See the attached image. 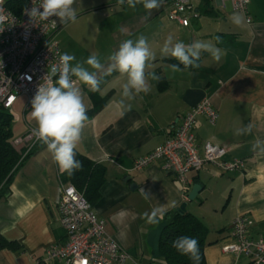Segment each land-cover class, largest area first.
Segmentation results:
<instances>
[{
	"label": "crops",
	"instance_id": "0c3cea01",
	"mask_svg": "<svg viewBox=\"0 0 264 264\" xmlns=\"http://www.w3.org/2000/svg\"><path fill=\"white\" fill-rule=\"evenodd\" d=\"M169 1L161 0L159 8L148 11L142 4L131 8L126 3L118 5L117 0H76V21L64 24L56 34L62 54L76 57L73 63L91 54L106 63L122 41L143 35L155 54L146 71L162 77L150 81L148 94L125 100L123 106L119 102L125 77L116 72L104 77L97 95L105 103L94 112L90 90L80 84L89 104L90 124L76 152L106 169L92 209L104 221L106 233L129 254L126 264H164L157 249L163 214L184 202L186 210L207 227L206 264H252L249 257L225 253L221 247L231 241L230 225L238 215L253 220V235L264 236V156L252 150L257 138L264 139V0H250V21L239 14V25L231 19L236 12L228 1L190 0L198 16L188 11L186 27L168 18ZM169 35L186 44L212 42L222 50L221 58L217 61L202 52L198 68L173 73L170 65L178 61L160 52ZM204 99L217 110L218 118L210 125L203 115L197 117L193 127L196 145L200 148L210 140L224 146L226 159L244 160L242 170L222 172L206 164L191 171L190 184L183 187L173 174L161 169V161L132 168L136 158L172 134L179 115ZM23 104L20 97L13 106L20 110L18 121L12 124L13 138L35 127L31 107L24 111ZM249 124L253 125L251 134H235ZM62 175L42 143L23 159L8 196L0 202V235L16 242L19 250H0V264H43L40 259L45 249L63 242L55 203L62 187L69 185ZM194 184L201 188L188 200ZM140 188L151 196L145 199ZM154 208L161 214L153 223L144 214Z\"/></svg>",
	"mask_w": 264,
	"mask_h": 264
},
{
	"label": "built area",
	"instance_id": "2783aa9c",
	"mask_svg": "<svg viewBox=\"0 0 264 264\" xmlns=\"http://www.w3.org/2000/svg\"><path fill=\"white\" fill-rule=\"evenodd\" d=\"M231 9L250 21L248 6L250 0H226ZM0 0V108L11 114L12 121H18L13 114V106L18 98H24L23 110L31 107L38 85L51 66L58 64L62 54L56 39L63 27L56 17L49 20L36 18L32 22L26 11L37 6L40 0H26L19 15L10 12ZM198 13L190 0H170L168 18L188 26ZM54 20L55 23L53 22ZM55 80V78H53ZM203 115L210 125H214L218 112L208 99L194 104L187 112L177 117L172 134L159 146L134 160L132 168L139 170L155 161H161V169L171 173L183 187L190 184L189 173L206 164L216 166L222 172L240 171L244 168L241 158L226 159L227 149L210 140L199 148L195 143L193 127L198 116ZM33 128L12 140V145L23 160L41 142L32 133ZM59 224L64 231V240L51 244L43 253V264H126L129 254L105 231V223L93 212L82 193L73 185L62 187L57 198ZM251 218L238 215L230 225V242L222 246V251L234 255H244L252 264H264V236L253 235Z\"/></svg>",
	"mask_w": 264,
	"mask_h": 264
},
{
	"label": "clouds",
	"instance_id": "9594fccd",
	"mask_svg": "<svg viewBox=\"0 0 264 264\" xmlns=\"http://www.w3.org/2000/svg\"><path fill=\"white\" fill-rule=\"evenodd\" d=\"M118 5L135 8L138 4L151 11L160 7L161 0H117ZM76 0H40L37 6L30 7L26 14L35 23L36 18L49 20L58 18L61 24L74 23L77 10ZM234 24L239 25L242 17L234 13L231 17ZM56 20L53 22L55 23ZM3 31V29H0ZM217 43L220 37L215 38ZM161 55L172 57L179 64L170 65L173 73L188 68H198L202 52L209 53L217 61L221 58L222 50L209 41L195 40L192 43L174 40L167 36L161 49ZM155 59L147 38L143 35L136 40L126 39L119 44L102 63L96 54H91L83 62H75L76 57L63 53L59 62L51 66L31 99L30 116L35 123L33 135L50 153L52 160L58 165L61 173L71 176L82 169V164L76 157L77 145L84 139V130L90 124L85 94L80 87L83 84L91 92H100L103 78L116 72L125 77L121 86L120 104L125 100L135 99L140 94L151 91L150 81H160L161 76L148 73L149 62ZM87 65V67L85 66ZM179 65H183L181 68ZM55 78V80H53ZM253 125L236 129V135L251 134ZM252 150L259 156H264V139L257 138ZM141 195L147 199L151 194L140 188ZM160 209L154 208L151 214L145 213L149 222H157ZM172 247L181 255L188 256L193 264H199L200 249L197 239L181 236L172 242Z\"/></svg>",
	"mask_w": 264,
	"mask_h": 264
},
{
	"label": "trees",
	"instance_id": "16d2710c",
	"mask_svg": "<svg viewBox=\"0 0 264 264\" xmlns=\"http://www.w3.org/2000/svg\"><path fill=\"white\" fill-rule=\"evenodd\" d=\"M25 2L26 0H5L4 5L10 12L19 15ZM176 63L179 64V62ZM90 97L94 103L93 112L100 109L105 103V98H100L97 92L90 91ZM12 124L11 114L0 108V198L8 196L11 181L23 161L20 160L18 150L12 145ZM75 158L81 162L82 169L75 171L71 176L63 173L62 178L80 191L86 202L92 206L98 199L100 187L106 179V169L81 153L76 152ZM207 234V227L194 214L187 210L183 213L178 212V209L167 211L163 214L157 243L159 256L164 264H193L188 256L181 255L172 247V242L175 239L188 236L198 240L199 264H206L204 247L206 246ZM2 249L19 250L16 242L9 241L0 235V250Z\"/></svg>",
	"mask_w": 264,
	"mask_h": 264
},
{
	"label": "water",
	"instance_id": "95a60500",
	"mask_svg": "<svg viewBox=\"0 0 264 264\" xmlns=\"http://www.w3.org/2000/svg\"><path fill=\"white\" fill-rule=\"evenodd\" d=\"M200 188H201V185L194 184L190 192L187 195L188 200H193L195 196L197 195L198 191L200 190ZM3 201H4V197H1L0 202H3ZM184 211H186V202L182 203L178 208V212L183 213Z\"/></svg>",
	"mask_w": 264,
	"mask_h": 264
},
{
	"label": "rangeland",
	"instance_id": "374dc122",
	"mask_svg": "<svg viewBox=\"0 0 264 264\" xmlns=\"http://www.w3.org/2000/svg\"><path fill=\"white\" fill-rule=\"evenodd\" d=\"M17 106L15 105V107H13V114L19 116L20 110L17 109Z\"/></svg>",
	"mask_w": 264,
	"mask_h": 264
}]
</instances>
